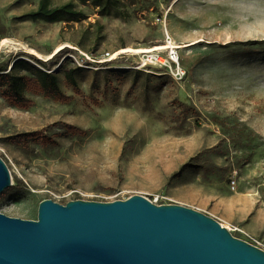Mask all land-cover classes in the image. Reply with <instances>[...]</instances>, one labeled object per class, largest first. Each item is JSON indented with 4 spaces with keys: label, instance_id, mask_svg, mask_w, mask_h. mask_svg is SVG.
Wrapping results in <instances>:
<instances>
[{
    "label": "rangeland",
    "instance_id": "obj_1",
    "mask_svg": "<svg viewBox=\"0 0 264 264\" xmlns=\"http://www.w3.org/2000/svg\"><path fill=\"white\" fill-rule=\"evenodd\" d=\"M71 1L84 18L32 22L16 18L38 0H0V73L23 59L56 73L70 96L61 103L25 87L33 105L19 108L0 90V156L13 186L0 212L36 219L43 199L138 194L208 214L264 250V0H119L109 15ZM165 29L187 44L177 47L181 78L166 67L135 69L143 55L133 52L109 60L164 45ZM74 65L76 90L61 71ZM61 124L86 133L63 134ZM35 130L57 144L20 137Z\"/></svg>",
    "mask_w": 264,
    "mask_h": 264
},
{
    "label": "water",
    "instance_id": "obj_2",
    "mask_svg": "<svg viewBox=\"0 0 264 264\" xmlns=\"http://www.w3.org/2000/svg\"><path fill=\"white\" fill-rule=\"evenodd\" d=\"M12 185L0 156V195ZM0 264H264V250L179 204L43 199L36 219L0 212Z\"/></svg>",
    "mask_w": 264,
    "mask_h": 264
},
{
    "label": "trees",
    "instance_id": "obj_3",
    "mask_svg": "<svg viewBox=\"0 0 264 264\" xmlns=\"http://www.w3.org/2000/svg\"><path fill=\"white\" fill-rule=\"evenodd\" d=\"M79 1L84 4L87 0ZM91 3L99 7L101 15H109L119 6V0H91ZM84 17V12L78 9L76 4L71 0L55 6L51 4L50 0H38L37 6L34 9L17 16L16 19L29 20L32 22H57L78 21ZM5 36L4 32H0V39ZM37 61L45 65L44 62L40 60ZM16 68H25L30 72L20 74L15 72ZM1 70L3 71L0 73L1 93L10 104L16 107L27 108L33 105V99L23 92L25 87L33 92L43 93L61 103L70 101V96L62 91L57 80V75L52 71L34 68L23 59L13 61L8 70H6L5 67ZM80 70H82V68L77 65L68 67L64 66L61 69L66 83L72 86L75 90L78 89L75 76ZM61 127L63 129V134L72 133L82 135L86 133V130L71 124H61ZM20 137L26 139L39 138L43 145L57 144L55 136H47L46 134H42V131L40 130L20 134ZM185 167L187 166H182L179 171ZM179 171L176 172V176L181 173ZM12 188L13 186H10L7 190L10 191Z\"/></svg>",
    "mask_w": 264,
    "mask_h": 264
},
{
    "label": "built area",
    "instance_id": "obj_4",
    "mask_svg": "<svg viewBox=\"0 0 264 264\" xmlns=\"http://www.w3.org/2000/svg\"><path fill=\"white\" fill-rule=\"evenodd\" d=\"M165 50V55L163 56L160 50L155 49L156 46L147 47L148 52H142L143 61L138 65L134 66L135 69H142L145 66L153 65L158 67L169 68L171 73L181 78L184 75V70L179 65L177 46L165 33L164 45H162ZM107 55H109L107 53ZM234 181H232V184ZM150 200V199H149ZM153 202L152 200H150ZM156 203V202H154ZM157 204V203H156Z\"/></svg>",
    "mask_w": 264,
    "mask_h": 264
},
{
    "label": "bare ground",
    "instance_id": "obj_5",
    "mask_svg": "<svg viewBox=\"0 0 264 264\" xmlns=\"http://www.w3.org/2000/svg\"><path fill=\"white\" fill-rule=\"evenodd\" d=\"M165 33H166V34L169 36V38L171 39L170 34H169V32L167 31V29H165ZM171 40H172V39H171ZM5 41H6V38H3V39L1 40L2 43L5 42ZM172 41H173V40H172ZM176 46H177L178 48H183V47H186L187 44L182 43L181 45H176ZM155 49H157V50H162V49H164V47H163V46H160V47H156ZM127 52H133L134 54L141 55L142 52H148V50H147L146 47H143V48H136V49H135V48L121 49V50H119L118 52L114 53V54L111 56V58H110L109 60H113V59L116 58L117 55L122 54V53H127Z\"/></svg>",
    "mask_w": 264,
    "mask_h": 264
}]
</instances>
